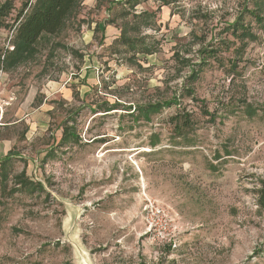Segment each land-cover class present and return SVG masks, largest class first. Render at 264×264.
Instances as JSON below:
<instances>
[{
  "label": "rangeland",
  "instance_id": "1",
  "mask_svg": "<svg viewBox=\"0 0 264 264\" xmlns=\"http://www.w3.org/2000/svg\"><path fill=\"white\" fill-rule=\"evenodd\" d=\"M11 1L2 59L26 0ZM168 1L84 0L0 61V264H264V0Z\"/></svg>",
  "mask_w": 264,
  "mask_h": 264
},
{
  "label": "trees",
  "instance_id": "2",
  "mask_svg": "<svg viewBox=\"0 0 264 264\" xmlns=\"http://www.w3.org/2000/svg\"><path fill=\"white\" fill-rule=\"evenodd\" d=\"M83 1L84 0H26L15 18L12 41L13 49L7 50L3 59L0 56L2 67L11 69L18 66L28 58L33 48L42 37L59 34L67 26ZM160 1H162L164 5L169 4L168 0ZM253 1L256 5H259L256 9L261 11L259 0ZM13 9L14 5L11 0L5 1L0 6V26L2 24V19L9 16ZM251 13L254 14L259 27L264 30V14L253 11H251ZM148 14L149 13L144 12L143 16H147ZM230 26L232 28V34L237 38L246 36L252 39L257 38L251 28L244 27L241 21ZM134 43L135 42L130 43L132 48L138 53L142 52V49H139V45L136 46ZM169 104L170 101L149 103L135 108L133 112L129 114L135 113L139 118L149 121L153 115L159 114L162 108L164 106H169ZM111 110L112 109H106V112ZM130 111H132V109H130ZM172 120H174L173 123L179 135H181L183 129L191 127L193 122L190 114L186 112H177L172 117ZM70 128V131H64L63 140H79L76 130L72 127ZM152 145L154 146L156 143H152ZM10 158L11 157L8 156L0 161V169L3 172L7 170ZM255 193L257 205L264 211V177L261 178L259 184L255 188Z\"/></svg>",
  "mask_w": 264,
  "mask_h": 264
}]
</instances>
